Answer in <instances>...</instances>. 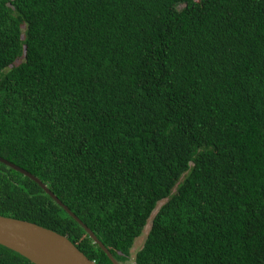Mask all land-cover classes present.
I'll return each instance as SVG.
<instances>
[{"label":"trees","instance_id":"16d2710c","mask_svg":"<svg viewBox=\"0 0 264 264\" xmlns=\"http://www.w3.org/2000/svg\"><path fill=\"white\" fill-rule=\"evenodd\" d=\"M0 157L121 264L156 210L134 264H264V0H0ZM0 216L113 264L1 162Z\"/></svg>","mask_w":264,"mask_h":264},{"label":"water","instance_id":"95a60500","mask_svg":"<svg viewBox=\"0 0 264 264\" xmlns=\"http://www.w3.org/2000/svg\"><path fill=\"white\" fill-rule=\"evenodd\" d=\"M0 162L37 183L69 214L107 255L119 263L105 245L62 201L37 177L0 157ZM0 245L13 250L33 264H96L86 257L67 237L33 223L0 216Z\"/></svg>","mask_w":264,"mask_h":264},{"label":"rangeland","instance_id":"374dc122","mask_svg":"<svg viewBox=\"0 0 264 264\" xmlns=\"http://www.w3.org/2000/svg\"><path fill=\"white\" fill-rule=\"evenodd\" d=\"M21 62V61H20ZM166 201H163L161 203H159L158 205V209L165 203ZM157 210L154 212L153 216L151 217V219L149 220L147 226L145 227L142 235L136 239L135 243H134V246L131 250V261L127 264H134L135 263V257H136V254L139 250H141V248L143 247L146 239H147V236H148V233L150 231V228H151V225H152V220H153V217L155 216Z\"/></svg>","mask_w":264,"mask_h":264}]
</instances>
